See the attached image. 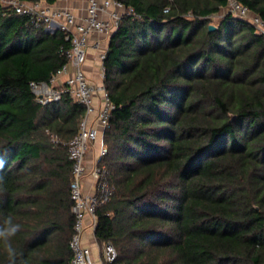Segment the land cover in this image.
Returning a JSON list of instances; mask_svg holds the SVG:
<instances>
[{
	"label": "trees",
	"instance_id": "trees-1",
	"mask_svg": "<svg viewBox=\"0 0 264 264\" xmlns=\"http://www.w3.org/2000/svg\"><path fill=\"white\" fill-rule=\"evenodd\" d=\"M121 1L140 17L122 18L104 61L114 190L98 241L115 245L112 264H264V34L229 13L210 31L228 0ZM239 1L264 18V0ZM69 46L0 4V224L21 225L16 264L73 254L67 142L86 109L68 94L39 103L30 87Z\"/></svg>",
	"mask_w": 264,
	"mask_h": 264
},
{
	"label": "built area",
	"instance_id": "built-area-1",
	"mask_svg": "<svg viewBox=\"0 0 264 264\" xmlns=\"http://www.w3.org/2000/svg\"><path fill=\"white\" fill-rule=\"evenodd\" d=\"M57 1L60 0H55L54 3L46 0H0V4L20 15L29 16L38 27L46 25V29L54 32L61 29L70 42L69 48L64 51L67 62L49 80H32L30 87L39 103L59 101L68 94L85 106L86 113L79 131L67 142L68 155L72 160L70 190L75 215L70 239L73 252L70 264H95L97 259L94 258L92 249L84 244V232L88 227L96 230L97 209L109 201L114 190L107 166L103 162L108 152L105 131L110 125L112 111L116 107L105 84L104 61L110 36L116 31L122 18L127 15L140 16L134 7L127 6L121 0H87L83 15H78L68 6L56 4ZM227 13L252 24L256 33L264 34V18L239 0H228L222 11L212 15L211 23L216 24ZM90 47L99 51L96 54L100 63L97 81L92 80L87 74L86 61L90 55ZM99 138L100 155L95 163L88 167L86 154ZM51 139L54 142H61L56 135H52ZM88 170L96 180L95 192L86 193L82 188ZM117 257L118 251L111 241L100 244L99 264H112Z\"/></svg>",
	"mask_w": 264,
	"mask_h": 264
},
{
	"label": "crops",
	"instance_id": "crops-1",
	"mask_svg": "<svg viewBox=\"0 0 264 264\" xmlns=\"http://www.w3.org/2000/svg\"><path fill=\"white\" fill-rule=\"evenodd\" d=\"M56 4L68 6L74 9V11L78 13V15H83L85 13L87 0H60V1H57ZM89 53L90 55H89L88 61L86 62L87 74L89 75L91 79L97 81L98 80L97 77L99 76V71H98L99 62H97L96 54L99 53V51L93 47H90ZM100 140L101 138L96 140L95 144L91 147V149L86 154V160H87L88 167H91L100 155V143H101ZM82 188L84 192L86 193L95 192L97 190L96 180L90 174L89 170L83 179ZM83 241H84V244H86L92 249V252L94 253V256L96 257L99 263L101 243L98 241L96 234H95V230L92 227H88L85 230Z\"/></svg>",
	"mask_w": 264,
	"mask_h": 264
},
{
	"label": "clouds",
	"instance_id": "clouds-1",
	"mask_svg": "<svg viewBox=\"0 0 264 264\" xmlns=\"http://www.w3.org/2000/svg\"><path fill=\"white\" fill-rule=\"evenodd\" d=\"M3 167V161H0V168ZM2 180V177H0ZM21 230V225L15 223L11 216L4 218L3 223L0 224V243L3 244L4 251L6 252L10 264H16L17 250L13 247L12 238L17 235Z\"/></svg>",
	"mask_w": 264,
	"mask_h": 264
},
{
	"label": "water",
	"instance_id": "water-1",
	"mask_svg": "<svg viewBox=\"0 0 264 264\" xmlns=\"http://www.w3.org/2000/svg\"><path fill=\"white\" fill-rule=\"evenodd\" d=\"M218 28V26L215 23H210L209 24V30L210 31H214Z\"/></svg>",
	"mask_w": 264,
	"mask_h": 264
},
{
	"label": "rangeland",
	"instance_id": "rangeland-1",
	"mask_svg": "<svg viewBox=\"0 0 264 264\" xmlns=\"http://www.w3.org/2000/svg\"><path fill=\"white\" fill-rule=\"evenodd\" d=\"M110 37H111V36H110ZM107 39L109 40L110 38L108 37ZM87 61H88V59H87ZM87 61H86V62H87ZM97 62H99L98 59H97ZM98 64H99V65H98V67H99V66H100V63H98ZM98 78H99V76L97 77V79H98ZM62 80H63V79H62ZM92 80H93V79H92ZM93 254H94V253H93ZM94 258L96 259L95 256H94ZM95 264H99L98 261H96Z\"/></svg>",
	"mask_w": 264,
	"mask_h": 264
}]
</instances>
